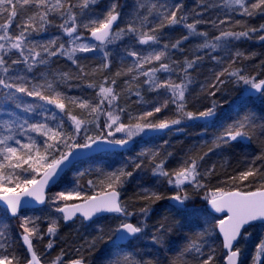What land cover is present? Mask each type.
Wrapping results in <instances>:
<instances>
[{
    "label": "snow or ice",
    "instance_id": "1",
    "mask_svg": "<svg viewBox=\"0 0 264 264\" xmlns=\"http://www.w3.org/2000/svg\"><path fill=\"white\" fill-rule=\"evenodd\" d=\"M98 3L100 0H0V20H2L0 22V74H2L0 75V87L5 90L14 89V91L0 92V96L3 97L5 103L11 102L16 108L40 117L32 122L27 118L0 121V129H3V132H0V202H3L6 211L13 217L19 215L21 208L29 205L32 201L38 204L46 202L45 189L62 171V166L72 163L70 158L73 157L76 150L109 151L116 147L124 148L141 134L168 130L174 125H180L185 120L208 121L216 116L218 107L216 101H213L211 107L203 111L187 110L185 94L191 83L188 69L193 68L201 57L196 56L193 60L185 61L183 68L185 75L179 83L170 78L160 80L157 77L158 72L173 71L169 63L162 62L168 58L167 49L169 47L179 48L182 42L188 40L190 36H199L203 37V43L197 45L198 50L216 51L225 47L230 40L251 39L253 33L264 32V24H261L259 28L245 27L239 32L221 31L218 36L209 39L207 33L197 31L196 26L201 21L186 23V15L178 16L182 5L179 3L170 4L168 0H162V2L158 0L151 4L148 3V0H135L126 28H120L114 32L113 25L121 16L118 11L119 0H110L107 10L96 14L94 6ZM224 6L233 11H239L242 16L264 15V0H251V2L250 0H224ZM142 9L146 11L142 13ZM52 16H58L62 20V23L57 27L69 37L68 47H65L64 43H60L56 47V39L38 42L32 38L34 35H40L47 31L48 26L54 24ZM18 17H20V23H16ZM150 17H154L155 26L149 29L147 25L152 23ZM13 23H16L17 31L12 30ZM236 23L239 25L241 22L237 21ZM181 24L188 29V35L170 45L164 44L162 50L153 49L147 55L142 56L136 51L126 49L128 56L137 57L135 63L127 71L129 73L136 71L147 77L145 83L149 85V91L159 92L163 89L165 93V99L162 102L153 105L151 110L144 111L138 116L130 115V122L127 124L122 122L121 114L125 112V109L117 106L118 93L113 87L105 86L104 83L99 85L89 83L88 87L99 88L96 93L98 102L93 103L81 97L68 96L60 90L61 85L71 87L68 82L74 77L67 72L53 73L52 78L41 73V79L36 80L26 74H17L14 67L23 64L27 73L33 72L38 65L49 63L42 53H46L48 57L58 54L66 56L79 67L78 60L75 58L77 53H91L99 50L103 52L104 61H108L111 53L104 49L107 45L123 39L124 36L134 37L141 45H158L160 32L163 28ZM81 28L86 29L98 43L80 42L82 35L79 29ZM258 39L264 41V35H259ZM15 54H18L17 58L11 59V56ZM236 55L240 56L242 53L237 52ZM6 57L10 58V62ZM212 59L220 62L218 57L213 56ZM153 62H158L159 67H151L147 71H143L146 64ZM101 67L107 68L108 63H103ZM81 71H83L82 68ZM224 75L234 78L235 83L246 86L241 99L235 103V107L243 106L246 102L245 97L250 98L254 93H259L264 97V79L241 74L239 69L229 71L228 68L217 74L216 82L212 85L216 91L210 92L209 95H216V92L219 91L218 85L225 82L221 79ZM111 83L115 84L116 81L113 80ZM16 93L37 98L44 103L25 105ZM136 95L139 96L140 93L137 92ZM138 102L146 103L142 99ZM46 105H54L55 109L67 116L71 123V131L65 128V120L59 117L57 112L50 111ZM105 105H107V110H105ZM169 105L175 106V118L150 119L167 109ZM69 106L79 108L91 119L74 115ZM9 114L12 115V113ZM101 114L106 117L105 128L109 131L106 134L101 132L95 136L87 135V125L98 121ZM247 119L246 117L245 120ZM96 126L99 128L98 123ZM247 127L248 124L245 122L229 126L213 141V147L209 148L208 152L227 146L230 142L237 141L238 138L250 139L251 137L245 131ZM82 132L84 133V142L79 143L76 138ZM30 133H35L36 136L30 135ZM115 133H123V137L115 138ZM18 136L24 137L27 142L22 141ZM36 137L44 138L43 148ZM62 144L69 150L67 152L60 151L59 157L56 158L53 154L59 151ZM143 154L141 153V155ZM152 155L155 157L158 154L153 153ZM168 155L170 156L171 153ZM207 155L206 152L198 159L189 157L180 168L172 172L165 168V160L162 159L159 163H155L152 169L153 175L167 178L168 185L174 187L176 191L170 196H165L152 188H142L139 199L144 201V205L139 209V212L143 218L136 223L129 220V217L135 213L128 211L126 204L121 201L120 189L133 176V171L141 168L139 163L134 165L133 171H128L125 164L114 171L103 172L102 179L97 182L101 190L93 195L82 194V186L79 183L74 188L57 192L53 202L62 203L56 208V211L62 214L64 221L73 220L77 216L81 217L83 221H92L94 217L102 213L116 214V219L119 222L109 230L107 239L100 236L94 238L89 244L90 248H95L96 239L105 244L111 243L113 250L105 258L104 264H160L158 257L137 259L133 254L124 252L121 242L139 238L147 227L146 220L151 213L152 205L160 200L168 199L172 202V206L178 210L197 214L198 210H190L186 206V202L192 199L186 186H190L194 190L206 187L201 177L212 175L216 168L215 165H212L203 173L199 170V162ZM262 167H264V149L258 155L247 160L245 170L230 179L240 182L247 181L250 177L257 176ZM29 172L36 173L41 178L37 179L36 175L27 178L23 175V173ZM82 174L80 173V175ZM88 184L96 186L92 180H89ZM205 199L214 212L225 213L223 218L217 219L215 222V229L222 236L225 250L224 264H240L242 249L236 246L238 241L241 238L247 239L251 235L247 232L248 226L255 222L264 225V184L255 190L247 191L240 188L228 191L217 188L210 195L206 194ZM21 219V228L23 229L21 240L28 253V256L24 258L25 264H41V257L35 251L32 242L34 237L43 239V234L40 233L36 223L40 218L23 216ZM58 227L56 220L51 221L46 230L47 234L55 236ZM6 228V225L0 227V264H20L21 257L16 254L12 244L8 242ZM164 229L165 226L161 224L157 230L162 232ZM210 234L208 229L198 231L195 234L196 238L185 245L179 256L171 261V264H213L215 249L210 248L207 257L201 259L200 257L205 255L202 251L204 245L197 243V240H205ZM152 240L163 246L159 237L154 235ZM52 247L53 241L49 240L47 248L51 249ZM189 253L194 254L192 261L184 259ZM63 255L62 252L52 261V264H63ZM69 264H85V259L81 256L71 260ZM252 264H264V238L255 245Z\"/></svg>",
    "mask_w": 264,
    "mask_h": 264
},
{
    "label": "trees",
    "instance_id": "2",
    "mask_svg": "<svg viewBox=\"0 0 264 264\" xmlns=\"http://www.w3.org/2000/svg\"><path fill=\"white\" fill-rule=\"evenodd\" d=\"M155 2H158V0H148L149 4ZM168 2L182 5L178 16L186 15V23L201 21L196 26L197 31L207 33L209 39L218 36L221 31L231 30L239 32L244 30L245 27L259 28L261 24H264V15H256L255 17L242 16L239 11L226 8L224 0H168ZM109 3L110 0H100V3L94 6L95 13L99 14L106 11ZM134 3L135 0H119L120 7L118 11H120L121 16L114 32L120 28H126ZM145 11V9L141 10L142 13ZM51 19L54 24L48 26L47 31L40 35H34L32 38L38 42L56 39V47L60 43H64L65 47H68L69 45L65 43V34L57 27L58 24L62 23V20L58 16H52ZM149 19L152 23H149L147 28L150 29L155 26V20L154 17ZM221 21H224V23H221ZM237 21L241 23L237 25ZM20 22V17H18L16 23ZM16 23L12 25L13 31H17ZM79 32L87 38L90 34L83 28L79 29ZM185 35H188V29L182 24L163 28L160 32V43L158 45H141L134 37L126 35L123 39L113 43L114 50L110 51L111 56L108 61H105L108 63L107 68L101 67L105 62L81 53H77L75 57L78 60L79 67L77 64H73L66 56L58 54L54 57H48L46 53H42V56L49 60L47 65H38L33 72L27 73L25 66L21 64L24 70L21 73L17 71V73L26 74L30 78L40 80L41 73H45L49 78H52L53 73L67 72L74 77L68 82L71 87L61 85L60 90L68 96L81 97L93 103L98 102L96 93L99 88H90L87 85L89 83L95 85L104 83L105 86L113 87L115 92L118 93L116 104L119 108L125 109L121 116L129 121L130 115L132 117L138 116L144 111L151 110L153 105L162 102L165 99V93L163 89L159 92L149 91V85L145 83L147 77L140 75L136 71L132 73L127 71L135 63L137 57L128 56L126 49L136 51L143 56L153 49L162 50L164 44L170 45ZM259 35H264V32L253 33L251 39L230 40L225 47L216 51H210L209 49L198 50L197 45L203 43V37L199 36H190L188 40L182 42L179 48L173 49L169 47L167 49L168 58L162 62L169 63L173 71L158 72L156 74L157 77L160 80L170 78L179 83L185 75L183 72L185 61L193 60L196 56L201 57L193 68L188 69L191 83L188 85V90L185 94L187 110L194 112L203 111L211 107L213 101H216L218 107L214 121L210 124H204L197 123L195 120H185L178 125V132L170 140L166 139L167 133L161 137L144 139L140 143L136 142L130 150L121 153L103 154L82 162L70 169L61 182L49 191L48 196L60 191L62 185L75 187L77 183L82 186L81 191L83 194L93 195L101 190L97 182L102 179L103 172L114 171L125 164L128 171H133L134 165L139 163L141 168L134 170L133 176L120 189L121 201L126 204L128 211L135 213V215L129 217V220L132 223H136L143 218L139 212V209L144 205V201L139 199L142 188H152L165 196L175 193L168 187L167 178L153 175L152 169L155 163H159L162 159L165 160V168L172 172L180 168L189 157L198 159L199 156L207 152L208 155L199 162V170L203 173L211 168L212 165H215V172L210 176L201 177L202 182L206 185L205 188L194 190L190 186V188L187 187L192 199L186 202V206L190 210H198L197 214L194 215L178 210L170 204L168 199L160 200L152 205L151 213L146 220L147 227L142 235L133 243L122 247L124 252L133 254L137 259L158 257L160 264H171V261L179 256L185 245L196 238L195 234L198 231L208 229L211 234L205 240H197V243L204 245L202 251L205 255L200 258L205 259L210 253V248H214L213 264H224L225 252L215 229V222L220 218L208 209L205 196L206 194L210 195L217 188H223L225 191L240 188L247 191L255 190L261 184H264V167L260 169V173L257 176L250 177L247 181L240 182L239 180L232 181L230 179V177L236 176L240 171L245 170L247 160L258 155L264 149V97L245 98L246 102L243 106L235 107V103L241 99L246 86L235 83L234 78H230L227 75L221 77L225 82L222 85H218L219 91L216 92V95L211 96L209 93L216 91L212 85L216 82L217 74L225 68H228L229 71L239 69L241 74L264 79V41L258 39ZM237 52L242 53V55L237 56ZM17 56L14 58H17ZM213 56L218 57L220 62L212 59ZM151 67H159V63L146 64L143 71H147ZM81 68L83 71H81ZM117 73H120V75H117ZM134 76L136 77L135 79L133 78ZM113 80L116 81L115 84L111 83ZM137 92L140 93L139 96L136 95ZM141 99L146 101V103H139L138 101ZM23 103L26 105L30 104L31 101ZM69 107L74 115L81 116L86 114L79 108ZM104 107L107 110V105ZM9 113H12V115ZM58 116L65 120V128L71 131V123L68 121L67 116L63 113ZM81 117L91 119L87 114ZM156 117H160V120L175 118V106L169 105L167 109L158 113ZM246 117L248 118L247 120H245ZM17 118H27L30 122L40 119V117L16 108L11 102L5 103L3 97L0 96V121H11ZM105 121V115L101 114L98 121L87 125L89 127L88 130L96 131L95 135L101 132L106 134ZM240 122H245L248 125L250 123L254 124L253 128L247 127L245 129L251 137L250 139L238 138L237 141H232L227 146L215 148L212 152H208V149L213 147V141L218 136L229 126ZM97 123L99 128L96 126ZM0 132H3V129H0ZM32 136H36V134L32 133ZM36 138L43 148L42 142L44 138ZM77 142L83 143L84 138L81 136L77 137ZM64 147L62 144L59 151H56L53 155L58 158L60 151L67 152L69 150ZM141 153L144 154L141 155ZM153 153L158 155L153 157ZM169 153H171L170 156L168 155ZM257 163L259 164L260 162L258 161ZM77 168L82 169L83 174L75 176L68 182H64L69 173ZM23 175L27 178H31L32 175H36V178L39 177L38 174L31 172L23 173ZM89 180H92L96 186H90L88 184ZM43 208L24 211L19 216L34 215ZM110 217L98 219L89 225L84 224L81 220H77L70 225L60 223L56 236H51L53 253L47 255L45 252L43 253L44 250L40 249L39 251L37 250L40 255L37 254L45 264H52V261L61 255L62 252L64 253L63 264H68L71 260L81 256L84 257L85 264H104L105 258L113 250L111 243L105 244L103 241L96 239L95 248H90L89 244L94 238L100 236H103L105 240L107 239L109 230L117 224L110 221ZM18 219L19 217H9L5 219V225L7 226L6 231L9 241L12 243L17 255L21 257L20 264H25L24 258L28 254L23 247L22 233L14 225ZM161 224L165 226L162 232L157 230ZM263 229L264 225L262 224H255L247 229V232L252 234L250 251L260 242ZM154 235L162 240L163 246L153 242L152 237ZM44 243L46 244V242ZM193 255V253H189L184 259L192 261ZM245 263L246 257L243 255L240 264Z\"/></svg>",
    "mask_w": 264,
    "mask_h": 264
},
{
    "label": "rangeland",
    "instance_id": "3",
    "mask_svg": "<svg viewBox=\"0 0 264 264\" xmlns=\"http://www.w3.org/2000/svg\"><path fill=\"white\" fill-rule=\"evenodd\" d=\"M65 37H66L65 43L67 45L68 44L67 42L69 40V37H67L66 35H65ZM80 42L94 44V43H92L89 40V38L85 37L84 35H82V39H81ZM104 50L105 51H108V52L114 50L113 49V44L107 45ZM81 54L89 55L91 57H94L96 59H99V60L105 62L104 59H103V52L102 51H99L98 50V51L91 52V53H81ZM17 55L18 54H15V55L11 56V59H13ZM6 59H9V62H10V58L9 57H6ZM16 70L19 71L18 73H21L24 70L23 65H21V66L18 65L16 67ZM0 75H2V74H0ZM4 91H14V89L13 90H5L2 87H0V92H4ZM16 95L17 96H21L20 98H22L21 100H24L23 102L31 101L30 104L44 103L43 101H39L37 98L28 97V96H26L24 94H21V93H16ZM46 107L49 110H54L55 112H57L58 115L62 114V113L59 112L58 109H55L54 105H46ZM85 115L86 114H82L81 116H85ZM156 116H157V114L154 117L150 118V119H152V120H160L161 119L160 117L157 118ZM121 119H122V122H124L126 124L130 122V120L127 121L126 119H123L122 116H121ZM253 125H254L253 123H250L248 125V127L253 128ZM178 127H179L178 125H174V129L166 135V139L167 140H170V139H172L174 137L173 135L175 133H177L178 130H179ZM88 129H89V127H87V135L95 136L94 133L96 131L94 132V131H91V130H88ZM106 130H107V132L109 131V129H107V128H106ZM112 131H114V129H112ZM30 135H32V133H30ZM80 136L82 138H84V133L82 132L80 134ZM122 137H123V133H115V138H122ZM18 138L21 139L24 142H27L24 137H19L18 136ZM144 139H146V135L145 134H141L140 136L135 137L133 139V141L140 143V142H143ZM12 143H14V142H12ZM69 143H71V141H69ZM64 148H67V147L65 146ZM80 173H82V169L77 168V169L72 170L69 173V176L67 178H65L64 182H68L69 180H71L75 176L80 175ZM168 187L171 190H173L174 192L176 191V189L174 187H172L170 185H168ZM187 187H189V186H186V189H187ZM70 188H74V187L73 186H65V185H62L60 191H64V190L70 189ZM56 193L57 192L52 193L51 195L48 196V201H47L45 207L42 210H40L37 214H34V215H25V216L39 217L40 218L36 223L39 226L40 233L43 234V239H39V238L34 237L32 242H33L34 249L36 251L37 250L39 251L40 249L41 250H44L43 253L45 252L47 255H50V254L53 253V247L51 249H48L47 248V244H48L49 240H51V236H49L47 234V231H46L47 230V227L51 223V221H53V220H56L58 222V225L60 223H63L62 216L59 214V212L56 211V208L58 206H60V203H62V202H60V203L53 202V198L55 197V194ZM74 202H79V201H74ZM18 217H19V219L17 220V222L14 225L18 228V230L20 231V233H22L23 229L21 228V223H22L21 217H23V215L18 216ZM7 218H9V215L7 214V211L0 208V227H3L6 224L5 223V219H7ZM110 221L115 222V223H118L119 222L118 219H116V216H111L110 217ZM249 233H251V232H249ZM251 238H252V234L247 239H243L242 242H241V244L237 246V247H240L242 249L241 258H243V255L246 257V263L245 264H252V257H253V255L255 253V248L251 249V251H250V248H251V246H250ZM262 238H264V229H263ZM8 242L10 243V241H8ZM44 242H46V244ZM10 244H12V243H10ZM38 251H37V253L40 255V253Z\"/></svg>",
    "mask_w": 264,
    "mask_h": 264
},
{
    "label": "water",
    "instance_id": "4",
    "mask_svg": "<svg viewBox=\"0 0 264 264\" xmlns=\"http://www.w3.org/2000/svg\"><path fill=\"white\" fill-rule=\"evenodd\" d=\"M118 21L119 19L114 23L113 25V31L115 30V28L117 27V24H118ZM89 40L96 44L98 42H96L92 37L91 35L89 34L88 36ZM261 94L259 93H254L250 98H247L245 97L246 99H254V98H257L259 97ZM216 117V116H215ZM215 117H213L212 119L208 120V121H205V120H195V122L197 123H204V124H208L212 121H214ZM174 126H172L171 129H168V130H163V131H160V132H149L146 135V138L147 139H152V138H156V137H161L163 136L164 134H167L169 132H171L173 130ZM135 141H130L129 144L127 146H125L124 148H120V147H116L112 150H109V151H90V150H76V152L74 153L73 157H71L70 159L72 160V163L70 165H67V166H62V171L59 172L58 176L55 178L54 181H51L48 185V187L45 189L46 191V196H47V199H46V202L44 204H38L34 201H32L29 205L27 206H23L20 210V213L19 215L24 212V211H28V210H37V209H41L43 208L46 203H47V200H48V193L49 191H51L55 186H57V184L60 183V181L62 180V178L64 177V175L70 170L72 169L73 167H75L76 165L84 162V161H87V160H90L94 157H97V156H100V155H103V154H114V153H121V152H124L126 150H130L131 148L134 147L135 145ZM105 147H108V146H105ZM41 177H39L38 179H40ZM121 199V197H120ZM170 204L172 205V202L169 201ZM207 207L208 209L217 217L219 218H223V216L225 215V213H216L214 212V210L211 209L210 205L207 203ZM0 208L5 209V205L3 204V202H0ZM8 213V212H7ZM61 216L62 214L59 213ZM8 215L11 217V218H17L19 215L13 217L10 215V213H8ZM111 215H116V214H112V213H102V214H99L98 216L94 217L92 221H83L81 217L77 216L75 217L73 220H70V221H64L63 220V223L65 225H70L72 223H74L77 219H81L85 224H90V223H93L94 221L98 220V219H101V218H104V217H108V216H111ZM254 224H261L259 222H255L253 223L252 225ZM251 225V226H252ZM250 226H248L247 228H249ZM217 233H218V230H217ZM218 236L222 242V236L218 233ZM242 239V238H241ZM241 239L238 241L237 245L240 243ZM134 239H131L129 241H124V242H121L122 246L126 245L127 243H129L130 241H132ZM25 251H26V247L23 245ZM222 248H223V244H222ZM224 250V248H223ZM27 252V251H26ZM225 252V250H224ZM28 254V253H27ZM41 264H43L41 262Z\"/></svg>",
    "mask_w": 264,
    "mask_h": 264
},
{
    "label": "flooded vegetation",
    "instance_id": "5",
    "mask_svg": "<svg viewBox=\"0 0 264 264\" xmlns=\"http://www.w3.org/2000/svg\"><path fill=\"white\" fill-rule=\"evenodd\" d=\"M112 216H116V215H112ZM86 225H89V224H86ZM250 227H251V226H250ZM250 227H249V228H250ZM247 229H248V228H247ZM141 235H142V234H141ZM141 235H140V236H141ZM140 236H139V237H140ZM135 240H136V239L130 241L129 243H127V245H129L130 243H133ZM241 241H242V239H241ZM241 241H240V242H241ZM239 244H240V243H239ZM239 244H238V245H239ZM125 246H126V245H125ZM240 260H241V257H240Z\"/></svg>",
    "mask_w": 264,
    "mask_h": 264
}]
</instances>
